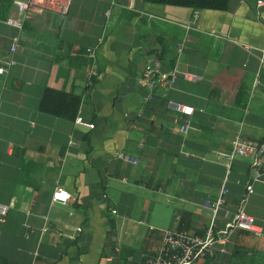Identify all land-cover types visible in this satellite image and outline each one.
<instances>
[{
    "label": "crops",
    "instance_id": "1",
    "mask_svg": "<svg viewBox=\"0 0 264 264\" xmlns=\"http://www.w3.org/2000/svg\"><path fill=\"white\" fill-rule=\"evenodd\" d=\"M11 1L0 0V67L13 62L0 74V204L11 205L0 261L139 264L155 256L162 230L202 236L209 211L201 204L217 193L230 140L264 135V8L229 0L225 11L193 12L134 0L105 15L109 0H70L63 19L31 13L9 55ZM194 13L189 29L180 26ZM182 40L177 68L197 79L177 76L164 98L144 103L136 79L146 58L160 52L170 67ZM167 101L192 114L168 111ZM77 114L93 128L76 126ZM247 180V163L232 160L215 229ZM55 188L69 195L65 204L50 203ZM252 190L244 212L259 235L235 231L199 264H264V175Z\"/></svg>",
    "mask_w": 264,
    "mask_h": 264
},
{
    "label": "built area",
    "instance_id": "2",
    "mask_svg": "<svg viewBox=\"0 0 264 264\" xmlns=\"http://www.w3.org/2000/svg\"><path fill=\"white\" fill-rule=\"evenodd\" d=\"M54 0H12L11 7L13 16H8L4 20V24L16 31V35L12 38L8 49V54L11 55L17 48L18 41L22 35L23 25L29 19L31 13H41L44 10H52L57 13L61 19L65 18L70 5V0H60L59 5L53 6ZM134 0H109V8L105 12L108 15L110 9L117 7L130 10ZM121 3L123 6H121ZM254 6L256 9L264 8V0H255ZM56 8V9H55ZM196 13L193 14L191 23L180 25L185 29H189L196 21ZM183 50V40L177 43L173 49V60L170 67L164 68L160 52H153L148 55L146 61L136 79L137 87L143 91L142 100L147 103L155 98H164L165 94L172 88L177 76L187 81H194L197 78L190 74L180 72L177 68V59ZM264 54V49L261 50ZM85 55L89 59H93V49H86ZM13 64L11 57L3 62L0 67V74L6 73L7 69ZM168 111L188 117L192 114L190 107L177 104L171 101L166 102ZM74 124L86 129H92L93 126L83 121L79 114L74 119ZM188 123L185 121L178 126L177 131L180 135L185 136L188 131ZM142 143H138L141 148ZM117 159L125 160L132 164L136 160L126 157L119 152L115 155ZM234 159H242L248 166V180L244 186V192L240 197L236 206L235 212L227 218L221 228L215 229V221L219 210L225 204L227 191L225 189L226 177L228 175L229 165ZM222 161L225 167L224 177L221 179L219 188L215 197L212 200H204L201 207L209 211L208 224L204 228L202 236H193L185 231H170L162 230L161 239L157 253L153 257L143 258L139 264H199V261L209 260L213 257L217 247L227 243L230 236L235 231L249 232L254 236L259 235V229L255 225L252 217L244 212V207L248 197L252 194V184L264 175V135L260 141L251 139H243L238 136L233 137L229 142V151L223 155ZM104 198V196H103ZM67 192L61 188H55L50 196V203L65 204L69 200ZM11 205L0 204V224L4 222L6 213ZM109 210V209H108ZM43 226L41 231L44 232L47 228L46 218L43 217ZM149 229H152L149 227ZM79 231V229H77ZM26 237V235H25Z\"/></svg>",
    "mask_w": 264,
    "mask_h": 264
},
{
    "label": "trees",
    "instance_id": "3",
    "mask_svg": "<svg viewBox=\"0 0 264 264\" xmlns=\"http://www.w3.org/2000/svg\"><path fill=\"white\" fill-rule=\"evenodd\" d=\"M145 4L154 6H169L186 8L191 11L211 10L225 11L229 0H141ZM1 260V259H0ZM0 264H5L0 261ZM9 264V263H8Z\"/></svg>",
    "mask_w": 264,
    "mask_h": 264
},
{
    "label": "rangeland",
    "instance_id": "4",
    "mask_svg": "<svg viewBox=\"0 0 264 264\" xmlns=\"http://www.w3.org/2000/svg\"><path fill=\"white\" fill-rule=\"evenodd\" d=\"M60 3H61L60 0H54V1H53V4H54V5L51 6V7H54L56 4L59 5ZM121 6H123L122 3H121ZM55 7H56V6H55ZM55 9H56V8H55ZM130 9H131V8H130ZM173 49H174V47H173ZM208 219H209V218H208ZM199 262H201V261H199Z\"/></svg>",
    "mask_w": 264,
    "mask_h": 264
}]
</instances>
